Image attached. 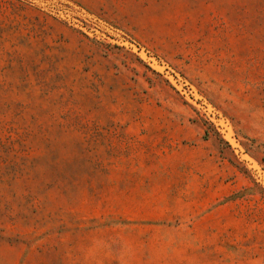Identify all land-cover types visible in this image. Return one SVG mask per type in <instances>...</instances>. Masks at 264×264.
<instances>
[{"label":"rangeland","instance_id":"374dc122","mask_svg":"<svg viewBox=\"0 0 264 264\" xmlns=\"http://www.w3.org/2000/svg\"><path fill=\"white\" fill-rule=\"evenodd\" d=\"M0 264H264V0H0Z\"/></svg>","mask_w":264,"mask_h":264}]
</instances>
